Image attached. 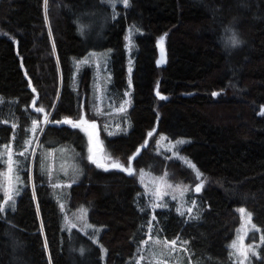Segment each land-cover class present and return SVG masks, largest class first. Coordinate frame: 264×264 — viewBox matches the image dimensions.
<instances>
[{
	"label": "trees",
	"instance_id": "trees-1",
	"mask_svg": "<svg viewBox=\"0 0 264 264\" xmlns=\"http://www.w3.org/2000/svg\"><path fill=\"white\" fill-rule=\"evenodd\" d=\"M129 2L111 7L105 0H48L45 11L44 0H0V145L23 150L33 119L46 115L49 121L76 122L84 114L95 120L93 71L85 67L75 83V62L111 49L113 89L124 91L127 34L136 26L132 129L115 137L101 131L105 160L128 166L149 140L131 160L136 171L149 168L194 183L192 170L159 154L153 142L159 134L192 139L183 151L207 177L202 218L187 221L174 209L158 210L156 226L166 239L188 240L199 264H234L229 246L242 225L239 208L252 213L264 234V0ZM233 33L241 41L235 47ZM39 107L45 111H35ZM44 126L35 156L24 163L16 207L3 205L0 212V264H104L99 245L78 230H63L60 206L41 169L40 148L63 144H75L83 154L84 177L71 188V207L88 206L91 222L105 227L100 241L107 264H126L147 239L150 219V211L138 207L136 175L92 163L90 138L81 127ZM254 264H264V243Z\"/></svg>",
	"mask_w": 264,
	"mask_h": 264
},
{
	"label": "rangeland",
	"instance_id": "rangeland-1",
	"mask_svg": "<svg viewBox=\"0 0 264 264\" xmlns=\"http://www.w3.org/2000/svg\"><path fill=\"white\" fill-rule=\"evenodd\" d=\"M105 2L111 5V7H115L118 4L123 6V4L119 2V0H115L114 5L113 3H110L109 0H105ZM133 27H135V29H138L136 26H131L128 29L126 42L128 86L124 91L118 92L113 89V73L110 67L112 52L111 49L91 51L84 58L79 59L75 62L77 71L75 73V83L78 82L80 73L85 67H90L93 71L91 80L92 91L90 96V104L92 115L96 119L90 120L87 115L84 114L81 119L86 120L87 123H82L80 127L88 133L90 138L88 148L89 156H93V158H95L98 162L105 165H110L111 163H107L104 157L101 131L104 130L106 131L108 136L115 137L119 135H127L132 129L130 110L134 105L133 73L137 53L136 37L141 33V31H138V33L130 32L129 30ZM161 38H163V55L166 59L165 37H160L158 39L159 61L161 60L162 56L160 46ZM82 61L88 62L83 63ZM125 101H128V103H125ZM121 106H123V108L125 109L124 111H120ZM37 121H40L41 123L37 128L35 137H33V133L30 132L29 139H32L33 143L29 148V152H36V148L38 145L37 140L39 142L38 134L40 133V129L42 128L43 130V128L45 127L44 125L48 123L43 122L44 119ZM92 123L95 124V127H90ZM31 127L32 125L30 126V128ZM109 133L112 134L110 135ZM161 137H166L167 139L162 140ZM178 140H184L185 143L178 147H173L175 142ZM153 142L155 144V149L159 154H162L169 158H174L175 160L182 162L184 165H186L184 163V160L186 159L187 161H190L191 164L195 165V168L201 172L193 159L183 151V148L190 144L192 142V139L187 137L171 138L166 134H159ZM148 144L149 140H147L145 144L139 148L137 153H141L143 147ZM9 145L11 146L13 152V159L21 161L20 165L16 169L20 177V182L15 183V187L19 189V193L14 194L15 208L25 186L22 180L21 173L24 169V163L26 162V160L23 156H19L16 154L17 150L14 148L13 144ZM5 146L6 145H0V152L5 151ZM137 153L135 157L138 156ZM40 154L41 169L49 181V184L52 188L53 197L58 202L60 210L62 212L63 230L68 233H72L74 230H78L81 232V234L87 236L93 243L99 245L102 249L103 263L107 264L108 251L100 241V235L104 231L105 227L97 226L91 222L90 209L88 206L83 205L74 209L70 205L71 188L73 185L79 183L84 177V167L82 163L83 154L81 150L75 144H63L55 148H49L43 145L42 148H40ZM5 158L6 157H0V160ZM31 165L33 166V162L31 163ZM3 166L4 167H2L0 174V183L3 182V173L7 170V165L3 164ZM131 166L134 169L132 164ZM108 169L117 168L109 167ZM190 169L195 175L194 170L192 168ZM141 174H143V178H141ZM135 175L140 186L142 187V191L139 195L138 207L142 212L150 211L149 221H151L150 234L152 239H149L148 223L146 226L147 239L144 240L148 241V243L145 244L144 241L141 242L137 246L135 255L131 259H129L126 264H136V261L139 260V257L141 255H143L145 259L139 260V264H199L198 260L194 257V254L190 249L189 241L183 238H175L172 240L164 238L156 226V217L155 220H153L152 217L156 215L155 213L158 210L168 211L174 209L179 214L177 209L180 208L184 210L185 214L183 216L180 214L179 215L187 221L200 220L202 218V214L204 213V202L202 195L204 187L207 183V177L203 174V176L206 178L204 187L201 189V191L194 192L193 188L200 183V181L197 179L194 183L176 181L170 179L167 174H159L149 168L138 169ZM53 185L59 186L54 187ZM168 185H171V187H168ZM185 187H187V191H184ZM157 189L158 192L154 196L153 192ZM1 190L6 199V195L2 188ZM173 197H175V199ZM153 201L166 206L153 208L151 206ZM193 201H195L196 206L193 208V211L190 215L186 211V209L191 206ZM9 204H11V201H9ZM61 205H63V208H61ZM4 208L11 209L8 205H4ZM82 209L87 210L86 216L84 212L81 211ZM244 209L246 213H251L246 208ZM193 216L196 218H191ZM73 224H75L76 226L72 227L71 225ZM86 225H92L93 227L89 228ZM252 225H255L256 228H259L253 221L252 213L250 223L247 222V218L245 215V217L242 218V225L231 244L234 241H237L238 236H243V245L245 247L256 245H259L260 247V245L262 244L260 242V239L256 240L257 237L260 236V231L256 232L254 229H252ZM242 227L246 231V235L244 234V232L240 231ZM93 228L99 229V231H94ZM156 239H159L161 243H154V240ZM164 240H167L168 242L176 240L175 251H173L170 247H164ZM259 247L255 248L257 255H252L251 252H249L248 259L247 261H245V264H254L255 258L259 257ZM229 252L232 262L234 264H237V257L233 255L234 250L229 247Z\"/></svg>",
	"mask_w": 264,
	"mask_h": 264
},
{
	"label": "snow or ice",
	"instance_id": "snow-or-ice-1",
	"mask_svg": "<svg viewBox=\"0 0 264 264\" xmlns=\"http://www.w3.org/2000/svg\"><path fill=\"white\" fill-rule=\"evenodd\" d=\"M110 3H115V0H109ZM120 3L123 4L124 7H128L129 5V0H119ZM47 3L48 0H44V5H45V11H47ZM130 32H137L138 33V29H135V27H133L132 29L129 30ZM130 43H131V38H130ZM232 46H238L241 41L239 40V38L233 33L232 36ZM160 46H161V52H162V56H161V60L159 61V63H165L166 59L163 55V38H161L160 40ZM83 63H87L88 61H82ZM33 91H35V89H33ZM157 95L159 96V98L161 100L167 99L166 96L161 95L159 93V91H157ZM213 95H219V93H213ZM125 103H128V101H125ZM33 107H35V102H33ZM125 109L123 108V106H121L120 111H124ZM35 111L37 112H44V108L43 107H39V108H35ZM264 114V113H262ZM43 122H49V123H66V124H70L72 127H80V125L82 123H87L86 120L84 119H79L76 122H73L72 120L69 119H64L63 121H49L47 115L44 117V121ZM40 121H37L35 119H33L32 121V127L30 129H28L29 132L33 133V137H35L36 132H37V128L40 125ZM16 125H13V127H15ZM90 127H95V124L92 123L90 125ZM40 131L42 132V128L40 129ZM110 135L112 133H109ZM153 135L152 132L148 133V136L151 137ZM162 140L167 139L166 137H161ZM32 139L26 140L24 141L23 145L21 146L23 150L18 151L16 154L19 156H23L25 158V160H28L29 157H34L35 156V151L29 152V148L32 146ZM185 141L184 140H178L175 142V144L173 145V147H178L182 144H184ZM37 144H38V140H37ZM146 146V145H145ZM91 151V150H90ZM139 153H137L138 155ZM0 157H6L5 159L0 160V163H3L5 165H7V170L3 173V182L0 183V188L3 189L5 195H6V199H3L2 202H0V212H3V205H8L11 209L14 210V206H15V200H14V194H18L19 193V189L15 187V183L16 182H20V177L16 171L17 167L20 165L21 161L18 160H14L13 159V152L11 149L10 145H6L5 146V151L0 152ZM89 159L92 161V163L96 164L97 167H104L105 170H108L109 167L112 168H117L121 171H125L127 172L129 175H134L136 174V170L132 168L131 166V160L135 159V157H130L129 158V163L128 166L125 167L124 164H121L118 160H114L112 161V163L110 165H105L102 164L100 162H98L95 158H93V156H89ZM110 159V157H109ZM184 163L186 164V166L192 168L195 172V176L196 179L200 181L199 184H197L194 188L193 191L194 192H199L201 191V189L204 187V183L206 182V178L203 176V173H201L198 169L195 168V165L191 164L190 161H187L186 159L184 160ZM141 178H143V174H141ZM54 187H58L59 185H53ZM168 187H171V185H168ZM187 187L184 188V191H187ZM158 192V189L156 191L153 192V195L155 196ZM175 199V197H173ZM9 201H11V204H9ZM153 208L156 207H164L166 205L163 204H159L156 203L155 201H153L152 205ZM195 201L192 202L191 206L188 207L186 209V211L191 215L193 208L195 207ZM61 208H63V205H61ZM82 212H84L85 216H86V209H82ZM177 211L179 212L180 215H184L185 212L184 210L178 208ZM240 214L241 217H245L247 218V222L250 223L251 222V213H246L244 208H240L237 210ZM193 219H195L196 217H191ZM153 220H155V216L152 217ZM149 223V239H152L151 237V221L148 222ZM72 227H75L76 225L73 224L71 225ZM89 228H92V225H86ZM252 229H254L256 232H259V228H256L255 225L251 226ZM94 231H99V229H95L93 228ZM242 232H244V234L246 235V231L244 230V228L242 227L241 230ZM260 242L264 243V234H261L260 236ZM145 244L148 243V241H144ZM154 243H161V241L159 239L154 240ZM163 245L164 247H170L173 251H175V246H176V240H173L171 242H168L167 240L163 241ZM230 248H232L234 250L233 255L237 257V264H245V261H247L248 259V254L249 252H251L252 255H257L255 248L259 247V245L256 246H248L245 247L243 245V236H238L237 237V241H234L230 246ZM83 251V250H81ZM145 257L143 255H141L139 257V260H144ZM139 260L136 261V264H139Z\"/></svg>",
	"mask_w": 264,
	"mask_h": 264
}]
</instances>
